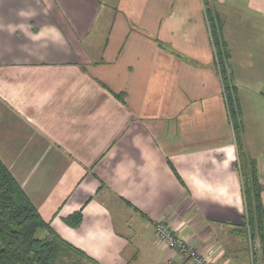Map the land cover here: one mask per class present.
Here are the masks:
<instances>
[{"label": "crops", "instance_id": "obj_1", "mask_svg": "<svg viewBox=\"0 0 264 264\" xmlns=\"http://www.w3.org/2000/svg\"><path fill=\"white\" fill-rule=\"evenodd\" d=\"M215 12L264 188V72L237 62L264 52V0ZM212 44L203 0H0V159L90 264H193L161 246V221L217 264H250Z\"/></svg>", "mask_w": 264, "mask_h": 264}, {"label": "trees", "instance_id": "obj_2", "mask_svg": "<svg viewBox=\"0 0 264 264\" xmlns=\"http://www.w3.org/2000/svg\"><path fill=\"white\" fill-rule=\"evenodd\" d=\"M218 0H203L215 54L216 69L222 76L227 106L235 130L245 199V224L252 236H258L264 254V206L256 160L247 155L241 141V108L236 87L229 76L228 49L223 23L215 12ZM74 228L81 226L82 214L66 220ZM47 230L49 236L38 233ZM87 256L55 234L18 181L0 159V264H80Z\"/></svg>", "mask_w": 264, "mask_h": 264}, {"label": "built area", "instance_id": "obj_3", "mask_svg": "<svg viewBox=\"0 0 264 264\" xmlns=\"http://www.w3.org/2000/svg\"><path fill=\"white\" fill-rule=\"evenodd\" d=\"M155 228L156 236L161 246L169 249L175 255L177 254L182 260L191 261L193 264H217L215 259L211 256L207 258L190 240L175 233L165 221L158 222ZM247 229L249 234L247 242L250 264H264V254L260 239L252 236L249 226H247ZM164 264H174L173 258H168Z\"/></svg>", "mask_w": 264, "mask_h": 264}, {"label": "rangeland", "instance_id": "obj_4", "mask_svg": "<svg viewBox=\"0 0 264 264\" xmlns=\"http://www.w3.org/2000/svg\"><path fill=\"white\" fill-rule=\"evenodd\" d=\"M256 31H258V30H256ZM258 39H260V38H258L257 36L253 37V40L255 42H257ZM241 56L242 57L240 58V61H237L238 63H240V62H246V63L249 62V69L251 68V64H253L252 67L258 73H260L261 76L263 75L262 73L264 72V52L262 54H260V55H258V53L255 52L254 55H253V58L250 57V53L249 52H247L246 54L241 55ZM245 67H247V66H245ZM251 86H252V84H249L250 89L252 88ZM246 90H249V88H246ZM260 93H262V92H258L257 95H258V97L261 98ZM260 110L262 112V115L264 116V108H260ZM250 118H251V114L249 112V120H248L249 122L251 120ZM246 249H247V246H246ZM247 252H248V250H247ZM249 261H250V258H249ZM90 263L91 262H89L88 260L84 259V260L81 261L80 264H90Z\"/></svg>", "mask_w": 264, "mask_h": 264}]
</instances>
